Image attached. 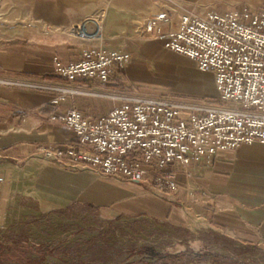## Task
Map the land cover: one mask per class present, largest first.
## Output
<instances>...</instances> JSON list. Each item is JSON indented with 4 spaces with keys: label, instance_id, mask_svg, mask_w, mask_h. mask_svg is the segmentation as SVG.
Instances as JSON below:
<instances>
[{
    "label": "crops",
    "instance_id": "crops-1",
    "mask_svg": "<svg viewBox=\"0 0 264 264\" xmlns=\"http://www.w3.org/2000/svg\"><path fill=\"white\" fill-rule=\"evenodd\" d=\"M183 1L193 6L186 9L197 12L199 5L194 0ZM174 2L179 4L178 0H0V197L10 202L33 200L40 211L83 206L97 210L105 219L134 215L192 231L211 228L231 242L264 248V143L260 141L245 143L237 150H221L187 166L176 162L177 192L158 191L155 173L136 182L67 169L41 154V147L48 143L75 138L73 129L53 120V114H63L74 106L85 116L97 118L122 103L107 96L122 95L115 82L121 74H114L108 83L97 79L69 83L54 73L55 56L65 62L76 60L86 46L69 35L67 28L93 14H100L103 20L100 45L134 53L127 76L135 86L163 89L164 94L155 96L177 100H184L180 97L184 93L176 90L216 96L206 85L205 71L194 66L195 60L167 48L159 38L142 36L140 22L154 14L159 3L170 6ZM180 14L181 10L177 20L162 24V31L174 30ZM175 65L191 76L195 87H167L174 81L164 80L161 69H175ZM212 78L215 81L214 74ZM33 82L73 85L92 93L70 94L53 104L59 92L21 84ZM104 99L117 103L112 107ZM90 244H95L94 239ZM90 263L107 261L90 258Z\"/></svg>",
    "mask_w": 264,
    "mask_h": 264
},
{
    "label": "built area",
    "instance_id": "built-area-1",
    "mask_svg": "<svg viewBox=\"0 0 264 264\" xmlns=\"http://www.w3.org/2000/svg\"><path fill=\"white\" fill-rule=\"evenodd\" d=\"M172 12L169 8L152 14L141 33L165 37L167 48L195 60L201 71H212L224 103L208 106L164 96L110 94L107 96L120 99L121 105L97 118L85 116L74 106L63 114H53V120L73 129L75 138L42 146L43 158L67 169L136 182L155 173L159 191H177L176 162L187 166L221 150H237L254 141L264 143V9L183 10L175 29L165 33L162 24L173 22ZM67 33L86 43L79 59L65 62L59 56L54 58V73L69 83L80 79L108 83L132 59L129 51L99 44L103 39L100 14L72 22ZM21 84L57 90L53 104L70 94L92 93L73 85Z\"/></svg>",
    "mask_w": 264,
    "mask_h": 264
},
{
    "label": "rangeland",
    "instance_id": "rangeland-1",
    "mask_svg": "<svg viewBox=\"0 0 264 264\" xmlns=\"http://www.w3.org/2000/svg\"><path fill=\"white\" fill-rule=\"evenodd\" d=\"M178 2L179 4L174 2V5L169 6L173 10V21L177 20L179 10H188L185 6L193 7L183 0ZM193 3L199 5L195 8L198 13L209 10L225 12L246 6L264 9V0H194ZM169 8L159 3V9L154 13H163ZM146 20L140 22L141 26ZM142 36L145 39H153L144 34ZM159 39L164 43L167 40L165 37ZM133 56L132 52V58ZM169 60L176 65L179 63L175 59ZM128 64L115 72L121 74L115 82L118 85L116 87L120 86L118 91L122 95L131 92L154 96L165 93L163 89L147 90L132 84L127 76ZM176 65L175 69H161L164 75L162 78L176 84L167 87H195L196 83L191 80V76ZM194 66L199 70L196 64ZM204 75L207 77L206 85L212 88L216 96H200L182 90H176L177 93H184L185 95L180 97L188 102L222 105L224 102L214 88L213 72L205 71ZM172 95L179 96L173 93ZM104 100L112 107L117 103L111 99ZM166 191L171 190L160 192ZM223 237L225 236L217 234L211 228L192 231L188 227L171 225L167 221L150 217L122 215L105 219L97 210L83 206L40 211L33 200L16 199L15 202H10L0 197V264H91L90 258L94 261L106 259V264H144L155 262L158 255L164 252L180 253L181 258L162 264H212L202 255L206 250L231 255L238 262L264 264L262 246L231 242ZM92 239L96 240V244H90Z\"/></svg>",
    "mask_w": 264,
    "mask_h": 264
},
{
    "label": "trees",
    "instance_id": "trees-1",
    "mask_svg": "<svg viewBox=\"0 0 264 264\" xmlns=\"http://www.w3.org/2000/svg\"><path fill=\"white\" fill-rule=\"evenodd\" d=\"M219 237H221V236H219ZM223 239L228 240V238H225V237H223ZM94 241L96 244V240H94ZM202 255L206 260L210 261L212 264H247V262H238L231 255L220 254V253L213 252L211 250L204 251L202 253ZM180 258H181L180 253L179 254H172L170 252H164V253L160 254V256L158 255L157 260H155V262H150L148 264H162L164 262L177 261ZM106 261L107 260L105 259V262Z\"/></svg>",
    "mask_w": 264,
    "mask_h": 264
}]
</instances>
